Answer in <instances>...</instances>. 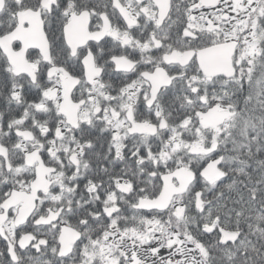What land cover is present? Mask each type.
<instances>
[{
  "label": "snow or ice",
  "instance_id": "6c2138e0",
  "mask_svg": "<svg viewBox=\"0 0 264 264\" xmlns=\"http://www.w3.org/2000/svg\"><path fill=\"white\" fill-rule=\"evenodd\" d=\"M0 264H264V0H0Z\"/></svg>",
  "mask_w": 264,
  "mask_h": 264
},
{
  "label": "flooded vegetation",
  "instance_id": "af4514ba",
  "mask_svg": "<svg viewBox=\"0 0 264 264\" xmlns=\"http://www.w3.org/2000/svg\"><path fill=\"white\" fill-rule=\"evenodd\" d=\"M0 247H2V246H0Z\"/></svg>",
  "mask_w": 264,
  "mask_h": 264
}]
</instances>
